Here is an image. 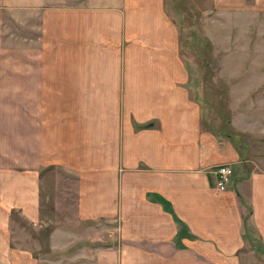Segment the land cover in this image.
Returning a JSON list of instances; mask_svg holds the SVG:
<instances>
[{
  "label": "crops",
  "instance_id": "1",
  "mask_svg": "<svg viewBox=\"0 0 264 264\" xmlns=\"http://www.w3.org/2000/svg\"><path fill=\"white\" fill-rule=\"evenodd\" d=\"M175 40L163 0H0V264H239L254 236L264 250V157L205 122ZM50 168L73 175L87 236L56 226L54 256L33 257L9 245L10 213L42 227Z\"/></svg>",
  "mask_w": 264,
  "mask_h": 264
},
{
  "label": "rangeland",
  "instance_id": "2",
  "mask_svg": "<svg viewBox=\"0 0 264 264\" xmlns=\"http://www.w3.org/2000/svg\"><path fill=\"white\" fill-rule=\"evenodd\" d=\"M163 10L174 26L175 51L188 71L191 96L206 110L205 122L209 119L216 129L233 134L235 145L251 148L252 156L264 157V0H163ZM50 169L41 186L42 227L16 210L10 213L9 245L27 249L33 257L54 256L43 248L54 242L50 233L56 226L80 230L82 239L87 236L74 219L73 175ZM102 228L91 227L88 233L108 230ZM113 237L102 243L112 244ZM257 241L250 238L252 247L240 253L239 264H264ZM5 258L0 251V260Z\"/></svg>",
  "mask_w": 264,
  "mask_h": 264
},
{
  "label": "built area",
  "instance_id": "3",
  "mask_svg": "<svg viewBox=\"0 0 264 264\" xmlns=\"http://www.w3.org/2000/svg\"><path fill=\"white\" fill-rule=\"evenodd\" d=\"M215 186L218 190L224 191L231 182L232 169L228 164H220L214 169Z\"/></svg>",
  "mask_w": 264,
  "mask_h": 264
},
{
  "label": "trees",
  "instance_id": "4",
  "mask_svg": "<svg viewBox=\"0 0 264 264\" xmlns=\"http://www.w3.org/2000/svg\"><path fill=\"white\" fill-rule=\"evenodd\" d=\"M140 126H143V125H140ZM176 219V218H175Z\"/></svg>",
  "mask_w": 264,
  "mask_h": 264
}]
</instances>
